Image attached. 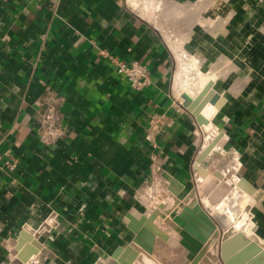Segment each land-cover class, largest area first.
<instances>
[{
  "label": "crops",
  "instance_id": "obj_1",
  "mask_svg": "<svg viewBox=\"0 0 264 264\" xmlns=\"http://www.w3.org/2000/svg\"><path fill=\"white\" fill-rule=\"evenodd\" d=\"M108 54L145 64L151 84L130 87ZM180 56L199 59L202 80ZM209 80L218 96L199 124L181 95ZM51 92L62 132L45 141L37 120ZM164 172L184 192L228 178L217 205L246 195L247 235L264 248V0H0V264H110L133 236L128 215L167 193ZM156 223L169 238L152 255L186 264L179 236Z\"/></svg>",
  "mask_w": 264,
  "mask_h": 264
},
{
  "label": "water",
  "instance_id": "obj_2",
  "mask_svg": "<svg viewBox=\"0 0 264 264\" xmlns=\"http://www.w3.org/2000/svg\"><path fill=\"white\" fill-rule=\"evenodd\" d=\"M212 94L213 99L218 96L209 80L194 97L187 93L181 95L182 106L196 117L199 124L207 123V119L198 115V111ZM217 139L218 135L205 146L199 160L210 152ZM162 176L168 183L167 193L157 196L156 205L147 215L139 218L128 215L127 226L133 236L125 246H118L113 251L110 264H163L152 255V251L155 238L166 240L169 234L156 220L179 236L178 243L186 250V264H264V248L246 234V224L250 219L249 203L239 210L236 218L224 229L218 228L210 217L217 203L233 186L228 178L222 176L219 188L208 194V183L216 182L220 176L211 175L187 192L182 191L183 185L170 174L164 172ZM237 185L250 194L251 190L245 188L243 180ZM204 197H207V202L203 207L201 203ZM47 228L48 224H42L33 231L34 241ZM38 247L30 253H37Z\"/></svg>",
  "mask_w": 264,
  "mask_h": 264
},
{
  "label": "built area",
  "instance_id": "obj_3",
  "mask_svg": "<svg viewBox=\"0 0 264 264\" xmlns=\"http://www.w3.org/2000/svg\"><path fill=\"white\" fill-rule=\"evenodd\" d=\"M108 58L111 60L117 73L126 78L130 87L133 89L141 90L151 84L149 72L145 64L136 60L126 62L123 59L110 54H108ZM57 103L58 97L54 92H51L46 106L39 114L37 120L38 130L45 141L51 140L62 132V114Z\"/></svg>",
  "mask_w": 264,
  "mask_h": 264
},
{
  "label": "rangeland",
  "instance_id": "obj_4",
  "mask_svg": "<svg viewBox=\"0 0 264 264\" xmlns=\"http://www.w3.org/2000/svg\"><path fill=\"white\" fill-rule=\"evenodd\" d=\"M180 59L183 62L182 66H183L184 70H186L188 72V75L191 76V79L196 81L197 79L201 78V80H202V77H201L202 74H201V70H200L199 59L196 56H180ZM242 198H243L242 194L240 196L235 194V195H232L230 198H228V201H226V202L223 201V202L219 203L217 205V211L219 212V213H217V216L221 213V216L224 218L226 217L229 220V224H230L232 219L228 216L226 211H228V209H229L231 212L234 213L232 215L235 217L237 212H239V209L242 208L243 204H241V203L239 204V202ZM227 207H228V209H227ZM219 208H221V209H219ZM247 223H249V221Z\"/></svg>",
  "mask_w": 264,
  "mask_h": 264
},
{
  "label": "bare ground",
  "instance_id": "obj_5",
  "mask_svg": "<svg viewBox=\"0 0 264 264\" xmlns=\"http://www.w3.org/2000/svg\"><path fill=\"white\" fill-rule=\"evenodd\" d=\"M212 111L213 110H211V109H209V110H207V116H210L211 115V113H212ZM209 113V114H208ZM243 203V202H242ZM247 203H249L248 202V200H247V198H246V195H244V206L247 204ZM226 205V204H225ZM242 205V208L244 207ZM242 208H240L239 210H241ZM219 209H221V208H219ZM227 209H228V207H227ZM227 212V214H228V216L232 219V221L236 218V216L234 217L232 214H234L233 212H231L229 209H228V211H226ZM237 214H238V212H237ZM249 221V220H248ZM247 225V224H246ZM249 233V230H248V227L246 226V234H248Z\"/></svg>",
  "mask_w": 264,
  "mask_h": 264
}]
</instances>
